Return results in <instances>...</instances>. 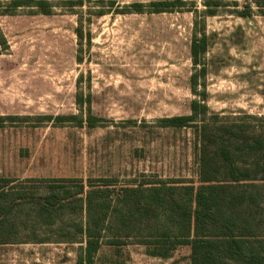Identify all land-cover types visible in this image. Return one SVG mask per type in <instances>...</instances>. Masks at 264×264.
Listing matches in <instances>:
<instances>
[{
	"label": "rangeland",
	"instance_id": "rangeland-1",
	"mask_svg": "<svg viewBox=\"0 0 264 264\" xmlns=\"http://www.w3.org/2000/svg\"><path fill=\"white\" fill-rule=\"evenodd\" d=\"M11 1L0 0V115L30 118L0 126V177L198 184L192 128H162L159 120L189 113L193 11L205 9L204 0L159 14L121 12L156 0H86L74 8L68 0H44L48 14L37 6L41 0L19 7ZM223 1L237 5L204 17L206 104L222 121L256 123L248 117H264V16L252 0ZM249 4V16L235 13ZM79 97L99 119L96 126L79 124L88 107ZM38 115L77 119L39 122ZM56 233L44 231L43 243L0 244V264H75L79 244L58 242ZM125 241L124 264L190 263L187 246L163 259ZM112 256L103 245L95 264Z\"/></svg>",
	"mask_w": 264,
	"mask_h": 264
},
{
	"label": "trees",
	"instance_id": "trees-1",
	"mask_svg": "<svg viewBox=\"0 0 264 264\" xmlns=\"http://www.w3.org/2000/svg\"><path fill=\"white\" fill-rule=\"evenodd\" d=\"M31 0H12L19 7ZM86 0L64 1L69 8ZM89 1V0H88ZM104 3V0H98ZM109 2V1H108ZM264 16V0H252ZM236 1L204 0L205 9H194L189 44L192 73L189 113L159 120L162 128L190 127L194 135V158L198 184L183 179H134L117 184L116 179L0 177V244L43 243L46 230L56 231L58 242L79 244L75 264H95L103 245L114 256L105 264H124L120 249L125 240L147 247L151 256L169 258L181 246L189 247V264H264V117L225 122L210 112L206 100L205 54L210 36L204 17L216 16L218 8ZM112 3H110V6ZM185 0H156L126 5L122 13H164L185 8ZM48 14V3L38 1ZM241 17L252 13L251 5L235 11ZM79 38L82 33L75 29ZM5 39L0 34V48ZM80 125L94 127L99 121L90 114ZM30 118L0 115L4 121ZM74 115H38L39 122L76 120ZM247 124V125H245Z\"/></svg>",
	"mask_w": 264,
	"mask_h": 264
}]
</instances>
